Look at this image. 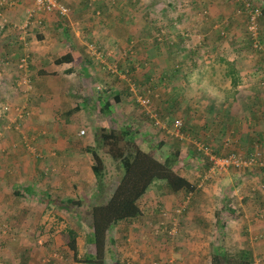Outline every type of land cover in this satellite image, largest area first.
<instances>
[{
    "label": "rangeland",
    "instance_id": "rangeland-1",
    "mask_svg": "<svg viewBox=\"0 0 264 264\" xmlns=\"http://www.w3.org/2000/svg\"><path fill=\"white\" fill-rule=\"evenodd\" d=\"M25 1L26 0H0V17L5 19L2 22L0 21V50L3 49L7 51V48L9 49L8 44L2 40L4 38L2 36L1 28H3V25L5 24L7 25L5 27H8L7 32L10 34L15 35L14 32L19 30L21 34L16 37L18 41L23 42L24 44L29 41L28 46L30 44L31 49L42 51L46 50L45 48H53L52 51H54L55 46H58V42L62 39L61 36H63V34L69 35L72 38V41H77V37L81 39L84 38L83 40L85 43H90V40L97 37L100 38V40H106L110 35L116 34L111 37V40L116 37L123 39L126 42L125 45H112L110 44V40L105 44H100L99 47L96 48V53L104 55L103 58H105L103 62V66L105 67L103 76H106L113 81H119L118 76L122 78L125 77L128 82L124 81L122 84L126 83L127 93L130 89L131 92L129 93L134 95V99L138 101L140 99V102L144 105V100L148 101L149 98L152 108H154L158 114H163V117L169 118L166 122L168 131H170V133L166 134L168 138L164 137L163 134H157V136L166 138L165 148H162L160 152L158 151L161 157L168 154L170 151L178 149L180 151V158H185V161H189V154H193L194 159H192L191 162H193L195 166V171L198 172L197 175L200 174V172L206 173L207 170L210 169V157L227 158L235 156L242 162H247L249 159H254V161H256L254 164L252 163V165H249L248 163L247 167H230L226 172L212 175L209 180H206L209 177L201 178L199 176V179H203L206 182L207 185L204 184V187L206 185L205 188L208 189V193H206L210 196L212 202H218L216 207L209 205L210 210H208L207 205H200V202L203 201L200 195H196L194 198H192V195L191 199H186L184 203L180 198L174 207L169 208V210L165 209L166 213L163 214L165 220L163 221L158 214V217H153L155 215L149 216L150 218H148V221L157 227L156 229L159 230L162 235L164 234L166 236V238L163 236L164 242L167 241L170 243L168 248L164 249V251H168V255H166L163 260L165 262H173L174 264H190V261H192L191 256H194L190 253L192 249L191 247L194 245H200L208 253L206 259L202 260L204 264H212L211 256L215 255L213 254L215 252H220L224 256L228 255L237 258V256L244 251L249 252V255H251V264H264V43L261 44L258 38V44L257 38H253L255 43L248 48H243L244 45L242 42L245 41H239L240 43L237 45V48H241V50H238L237 53L232 51L231 47L235 48L233 46V43L235 42L234 34L229 33L226 30L227 27L225 26H227V23H225V21H227V18L231 19L235 12L238 15L237 11L240 10L234 5L235 2L231 1L229 7L225 8L224 13L223 8H220L219 4H217V7L202 9L199 11V3L202 5V0H149L152 1L151 5L147 4L146 7L142 4H134V0H129L131 3L128 11L129 13L117 15L115 13L121 12L120 9H122L124 2L128 0H123V2H121L122 6L119 7V11L117 9L114 11H109L107 9L101 11L100 8L96 6L93 7L95 3L91 0L87 3V9L85 8L79 13H73V6L70 4L72 1L61 0L70 12L68 11L69 14L67 13V16H61L59 14L53 15L51 23L54 24L56 21H60L59 23H65L64 25L66 29L64 26L58 29L54 25V30H52L48 26V20L46 19L48 16L36 12L34 0H29L30 2L28 5L27 3L25 4ZM250 1L255 3L257 0ZM99 3L100 1L98 0L95 5H98ZM6 10L19 11L14 19L15 22H10L8 14L5 12ZM257 12L258 11H256V13ZM33 15H36V22L34 18H32ZM118 16L121 18L120 21H116ZM40 19H42L44 25L42 30L40 28H35L37 26L39 27L38 22ZM236 22H239V20H236ZM114 23H118L123 28H127V30H113V27L109 25ZM94 24H96L97 27L95 30H90L89 26H93ZM260 24L262 32H264V19H261ZM10 25H13V27L11 28ZM128 25L130 26L128 27ZM156 25H160L159 27L162 29L160 35L153 31ZM170 25L172 27H170ZM232 26L233 24H231L229 30ZM29 27L32 29L31 33ZM45 29L49 30L50 33L48 35L45 34ZM62 29L64 30L61 31ZM221 31L225 33L224 35H226V37L221 36L222 40L219 41L218 37H220L219 35H221ZM239 33L242 36H246V32ZM45 35L49 37L47 41H45ZM161 35H163V37ZM40 36L42 37L38 38ZM177 36H179L178 39L176 38ZM131 38L134 40L141 39L140 41L135 42L136 48H139V50L137 51V55L124 61L126 59L125 53H130L129 51H131L132 48L130 44L127 43ZM156 38L160 39V42L156 43ZM167 41L173 42V44L177 43V45L168 48V46L165 45V42ZM96 46L97 45H94L91 42V45L87 44L85 48L91 50ZM12 50H15V47ZM9 53L10 52H8L7 55L2 53L1 55L5 57V61L0 62V104L2 105L0 113L5 116H0V145L6 146L9 149L8 154L9 152L14 154L24 152V154H27L29 157L34 149L33 144L31 143V138L34 137L35 134L31 133L26 128V122L32 119L33 114L32 112L24 111V107L22 106H16L15 101L16 98H20L19 101L21 104H25L27 108H31V105H33L34 108L38 107L39 102L41 101L45 103V97L42 98V96H40V99L36 102H25V99L27 98L20 97V94H23L21 91L25 89V80L20 78L13 81L11 80L16 77V71L20 73L19 70H21V68L20 66L15 67L16 63H13ZM146 53L150 57H153V59L147 61L144 58ZM140 56H143V58L141 59ZM222 57L225 60H235L238 57L239 59L236 63V67L242 68L240 72L244 73L243 78L240 76L238 78L239 73L236 74V80L239 79L237 81H239L240 86L248 85V87L252 88L249 92L256 91L263 95L258 98L256 104L252 102V99L250 98L251 95L248 94L249 92L246 93L248 96L246 100L247 103L244 104V111L242 112L243 114L249 115V113L254 112V109L258 110L262 115H259L261 121L260 119L256 121V116H251V118L249 116L247 120L244 121L241 120L242 116L240 119V116L237 118L233 117L240 106V103L236 101L234 103L238 108L231 111L233 113L231 116L229 114L225 115V111L229 110L227 109V106L224 108L221 107L222 101H219L217 106L212 104L213 108L211 107L212 110L214 109V112L212 113L218 114L224 112V115L221 116L223 117L222 119L215 118L214 116L209 117L205 115L206 111H204L205 116L203 117L195 116L196 111L194 110L196 109L192 107V104L198 103V98L202 96V93H205V96L207 95L202 98L203 102L207 100L212 101L211 97L216 95L215 87L222 88L227 84L223 77L224 73H222L226 72L227 67L225 68L223 62L219 61V58ZM181 58H183V62H180ZM32 64L31 62H27V67L25 72H23L26 76L22 75L24 78H29L31 74L34 73V70L31 69ZM180 64L183 66H180ZM168 66L174 67L172 72L164 70L168 69ZM126 67H129L134 71V80H131L132 78L130 75H125ZM136 68L140 71H137ZM44 71L52 72V67L49 68V66H47ZM43 81L44 82L40 84L49 85V83H47L48 78H45ZM51 82L54 81L51 80ZM4 83L10 84L9 86H5ZM174 84H176V86L178 85V87L173 90L172 86ZM146 89L151 90L150 95L146 92ZM174 92L175 95L178 93L176 98H179L180 96L182 97L181 110H185L187 106L190 107L187 108L190 109V111H186L190 116L189 126H191V124L196 126L202 133L206 132V136L211 137V139H209L204 145L198 144V141H194L188 133L184 135V130L182 131L181 138L174 136L177 133L174 128L176 115L173 116V111L170 110L168 113H166L167 111L165 112L166 108H164L163 101L164 97L171 99ZM259 94L258 97L260 96ZM143 96H148V98L146 97L143 99ZM236 97L240 99V97ZM47 99L48 98H46V100ZM49 104L50 100L46 102V105ZM50 110L51 109L49 108L48 110L43 111L44 117L48 118L47 124H45L44 121L43 124H37L35 121V124L43 125L41 131L54 133L53 131L57 128L55 124L61 122L62 119H59V121L55 120L56 115L54 116L53 113L50 114ZM120 110L121 109H117L116 111L120 112ZM135 110L138 111L139 114L143 113L138 107H135ZM147 111L150 112L151 109L149 110L147 107ZM99 115L100 114H97L96 117L98 118ZM19 116H22L21 119ZM75 117H78V115ZM207 119H210L209 123L207 125L203 124ZM97 120L102 122L108 128L114 127V125L117 124V119H110V117H99ZM68 121L74 125L79 123H75L72 117L69 118ZM86 124L89 127H95V125L98 126L92 118L89 119ZM139 124L140 122L137 125ZM219 124H223L224 126L223 135H220L219 133ZM203 127L207 129L202 130ZM239 129L243 130L246 134L245 138H247V140L240 142L242 132H240ZM41 131L40 134L43 135ZM155 136H147L145 138L146 145L151 144ZM24 140L26 141L24 143L26 149L23 148L22 144ZM36 140L37 138L33 139V141ZM36 147L39 146L36 144ZM39 150H41V148H39ZM230 152L231 154L229 155ZM213 153H219L220 155H214ZM100 156L106 161L108 171H112L113 168L109 167L110 161H108L101 152ZM31 159L36 160L33 157ZM31 159L29 157L28 166H31L29 163L31 162ZM78 162L79 168L82 166L88 168V163L86 161L79 159ZM186 167L190 169L188 176L192 179L193 176L191 169L193 168L190 164ZM4 170V167L0 168V174ZM79 173V176L76 177V180L79 181L78 184L75 183L73 177V186L70 192L71 197L77 196L79 191H81V187H83L80 185L81 182L87 181L89 185L92 184L93 181L94 183L96 182L95 177H93L91 172L88 174L87 172L86 174L83 172ZM15 174L17 178L19 176L22 177L18 183L15 181L16 179L14 175H11L9 178L7 176H3V178L0 177V202L2 199L1 197H3V191H1L3 190V185H7L10 190V187H12L13 184L20 186L21 183L33 182L36 180V177L39 178L41 176L40 171L34 174L31 170L27 173L20 171V173ZM54 174L55 173L48 170L46 166L43 169V174L40 178H42L44 182L49 183L52 181V176ZM104 180L106 181V179ZM109 185L112 188L115 186V182H109ZM84 191L87 193L89 192L87 189ZM162 191L170 194L166 189H162ZM15 192L19 194L22 191ZM13 193L14 191L11 192V197L13 196ZM52 194H54V197L56 198L61 197L57 191H53ZM18 198L23 197L19 196ZM175 199L176 198L174 197L173 200ZM158 203V200L154 202L152 199L147 208V212L150 211V208L157 206ZM219 204L222 206H219ZM56 205L53 204L52 207L49 206L50 209L47 210V213L42 217H39L36 213V215L31 214L30 218H28L29 213H27L25 216H19L14 222L11 220H2L1 217L6 214H2L3 210L0 209V259L3 258L8 264H16V259L18 258L16 255L21 250V246L30 242L32 244L35 243V256L34 258L20 257L18 260L20 264H80L73 262L72 254L61 241V233L68 228L74 230L79 235L77 240L79 257L84 258L86 254L92 253L93 248L86 243L90 231L87 224L69 213L62 212V210H59ZM32 207L33 208L30 209L35 208L34 205H32ZM45 208L46 206H43L41 210H44ZM178 208H181V210H176ZM218 208L221 209L219 215L221 214L222 217H224L222 211L226 212V215H228V209L232 211V216L231 218L229 216V218L236 221V227H239V230H233V226H228L223 232L220 231L219 228L221 227L217 225V222H225L223 220L224 218L215 220L217 219V216H214L213 223H211L210 227L208 228L207 225L204 227L206 230L205 235L196 236L191 229V225L193 224L191 223L192 216L187 215L193 211V213H204L213 216V212H218ZM15 213L17 214V211ZM229 218L227 219L229 220ZM170 220L174 221L175 225L172 224L171 227L169 225L168 228L167 221ZM39 226H42V230L38 233L35 231L36 233H33L31 236H35L36 239L38 238L36 241L33 239L31 240L30 237L26 235L22 237L24 235L22 231L25 227L35 230V228L38 229ZM183 226L185 227V234H187V231H191L192 234H187L183 239H175V234H170L171 229L173 233H175V229L173 228H176V230L178 229L180 232ZM244 227L246 228V234L241 232ZM121 230L122 227H114L109 232L108 237L116 242L117 246L128 247L131 245V243H129L131 241L128 242L126 239L125 242L124 240L119 241ZM154 230L149 231L147 236H151V238H149L147 242H150L151 239H153L152 235L157 234V231ZM5 239L9 242L4 243L5 246H2V242ZM161 241L162 240L159 242ZM175 242L177 244L178 242L183 244L181 246H176L184 247L186 254L183 255L182 252H179V247H176V250L171 248V245ZM110 245L111 243L108 242V246ZM187 253H190V256L187 255ZM143 256H145V254H141L139 256L140 259H142ZM125 259L129 264H137V260H134L133 258L126 257ZM145 260L147 262L146 264H154L163 261L157 259L153 260L152 257H149V259L145 258ZM1 263L0 260V264ZM107 263H111L109 259L107 260Z\"/></svg>",
    "mask_w": 264,
    "mask_h": 264
},
{
    "label": "trees",
    "instance_id": "trees-1",
    "mask_svg": "<svg viewBox=\"0 0 264 264\" xmlns=\"http://www.w3.org/2000/svg\"><path fill=\"white\" fill-rule=\"evenodd\" d=\"M61 1V0H60ZM203 4L201 5L199 3V11L202 9H209L208 2L206 3V0H202ZM229 4H231V1L235 2V6L239 8L240 11H237L238 15L233 14L231 19L227 18V27L226 30L229 33L234 34V43L233 46L235 48H232V51L234 53H237L238 50H241V48H237V45L240 43L239 41H245L242 42L244 45L243 48H248L252 46L255 43V40L253 38H257V43H264V32H262L261 19H264V4L261 6L260 1L257 0L255 3L251 2L250 0H227ZM134 4H147L152 1H147V3H144L143 0H134ZM264 2V1H263ZM196 5V4H194ZM249 5V7H247ZM65 6V5H64ZM234 6V7H235ZM66 7V6H65ZM67 8V7H66ZM220 8H222L220 6ZM231 8V7H230ZM7 9V8H6ZM195 10V7H194ZM70 12V10H68ZM121 11V9H120ZM253 11H258V15L256 17V21L254 24H256V33L257 35L255 37L252 36L249 27L252 25L251 15L253 14ZM68 12V14H69ZM55 14H59L57 12H53ZM45 14V13H44ZM52 14V13H48ZM68 14L64 15L67 16ZM126 14V13H121ZM1 15V14H0ZM47 15V14H46ZM61 15V14H59ZM63 16V15H61ZM243 16V17H242ZM35 20V16L32 17ZM62 18V17H61ZM60 18V19H61ZM64 19V17H63ZM5 20L3 17H0V21L2 22ZM121 18L118 16V21H120ZM236 20H239V22H236ZM8 22V21H7ZM36 22V20H35ZM60 22V21H59ZM56 21L55 25L56 28L60 29L61 27H65V23H59ZM230 22V23H229ZM9 24V22H8ZM39 27L42 30L43 22L42 19L38 22ZM230 24V25H228ZM233 24L232 28L229 30V27ZM4 27L1 28V32L3 34V38L10 39V37L7 34H10L7 32V26L6 24L3 25ZM130 25H128L129 27ZM160 26V25H159ZM158 25L155 26V31L159 35L162 32V29ZM215 26V25H214ZM12 28L13 25H10ZM9 27V28H10ZM170 27H172L170 25ZM66 29V27H65ZM36 30V29H35ZM54 30V28L52 29ZM62 29L61 31H63ZM30 33L32 32L31 28L29 27ZM40 31V30H37ZM16 35L15 37H18L21 33L19 30L15 31ZM46 32V30H44ZM49 32V31H47ZM53 32V31H51ZM239 32H246V36H242ZM50 33V32H49ZM63 34V33H61ZM218 37V40L221 41L222 37H226L224 35L225 33L221 31ZM7 36V37H6ZM65 36L69 37L67 34H63L61 38H64ZM163 37V35H161ZM42 36L38 37L41 38ZM223 37V38H224ZM177 39L179 36L176 37ZM259 38V41H258ZM134 40L131 38L127 43L130 44L131 51L130 53L126 54V61L127 59H130L137 55V51L139 48H136L135 42L140 41ZM61 43V40H59ZM156 43L160 42V39L156 38ZM15 50H12L9 53L10 58L13 60V63H16L15 67L21 66L23 63L26 62H34L36 65L34 73L31 74L29 78H24L22 75H24L23 72H25V67L21 68L20 73L16 71V77L14 79H11L12 81L20 78L22 80H25L24 86L25 89L21 91L23 93L20 94L21 98H27L26 101H33L36 102V96L37 94V87L42 88V82L45 80V78H48V80H52L56 73L49 74L47 71L45 72V67L50 65L55 66H69L71 72L74 73L76 77H79L83 74V66L85 63V57L80 52V50L70 47H62L57 53L56 56H53L52 54H43L44 56H38L37 54L31 53L28 49H25V44L23 42L17 41L15 42ZM139 43V42H138ZM168 46V48H171L172 46H176V44H173V42H165ZM93 44V43H92ZM212 45V44H211ZM246 46V47H245ZM15 54V55H14ZM102 58L104 55H100ZM141 59L143 56H140ZM139 57V58H140ZM144 58L148 60H152L153 57H150L145 54ZM2 61H5V57L1 58ZM238 57L235 60H225L222 58H219V61L223 62L226 72L228 75H230L231 78V84H233L234 87L238 86L240 83L239 79L236 80V74L240 72L242 68L236 67V63L238 62ZM183 62V58H181V61ZM12 63V64H13ZM33 63V64H34ZM14 65V64H13ZM180 66H183L180 64ZM241 67V66H240ZM168 69H164L167 72H172L174 69L173 66H168ZM32 69V68H31ZM23 70V71H22ZM137 71H140L138 68H136ZM176 70V69H175ZM26 76V75H24ZM164 76V75H163ZM174 77V74H173ZM131 80H134L135 77L131 76ZM165 78V77H164ZM239 78V74H238ZM12 83V82H11ZM5 86H9L10 83H4ZM14 84V83H13ZM168 86V85H167ZM178 85L174 84L172 86V89H176ZM167 88V87H166ZM102 91V90H101ZM146 92L150 95L151 90L146 89ZM82 92L79 91L75 94H69L67 95V103H65V106L67 109L65 111H55L53 112V115H56L55 120L59 121V119H62L61 122H57L56 129L57 134L62 137H67L69 135H72L71 131L75 130L76 138L70 139V142L78 146L80 144H85V142L89 141V146H86V151L89 153V155L92 158V166L91 171L92 174L95 177L96 182L94 183V190H89L88 193L82 192L78 193L77 196L71 197L68 199H62L59 200L56 207L61 209L63 212L69 213L70 215L77 217L82 222H85L89 228V233L86 239V243L93 248V252L86 254L84 258L79 257V248H78V238L79 235L74 230L68 228L65 231L61 233V241L63 242L64 246L67 247L68 251L72 254L73 262L80 263V264H129L126 259L120 258L121 262H118V260L114 259L115 251L112 246H108V242H111V245L113 244V240H111L109 236V232L117 226H127L132 224L133 221L136 219L143 217L145 215V211L147 212L148 209H144V207L141 205V200L143 199L146 192L152 188L157 187L156 189L159 190L158 195L163 196L164 192L162 189H166L168 193L171 194H182L181 200L183 203L186 199H191L193 193L195 192V187L192 186L185 178L186 166L190 164V166L195 170V166L193 164L192 159H194L193 154H189V161H185V158H180V151L176 149L175 151H170L168 154L163 155L162 157L159 155L158 151L162 148H165V142L167 137L166 134L170 133L167 128V121L169 118L163 117V114L160 115L152 108V104L149 101L148 96H143V99L146 97L148 98V101H145V105L136 99L133 102V106L127 110H123L118 115L115 114L114 107L116 104L120 103V95L116 91L111 92V89H107L105 92L101 95H98L95 98L89 95L88 97H84ZM145 93V91H144ZM128 94V93H127ZM178 93H176L177 95ZM144 95V94H143ZM175 92L173 93V97L171 99L164 97V108H166L165 112L168 113L169 110L173 111V116L176 115L175 121L180 122V126L175 129L177 132L175 137L181 138L182 131L184 130V135L188 133V135L194 140L198 141V144H205L209 139H211L210 136H206L205 133H202L200 129L194 125L191 124L189 126V119L190 116L186 111H190V107H186L185 110H181V96L179 98H176ZM142 97V96H141ZM20 98H16V106L24 107V111L32 112L33 105H31V108H27L25 104H21L19 101ZM40 99V98H39ZM38 99V100H39ZM37 100V101H38ZM19 101V104H18ZM69 102L72 104L73 108L69 107ZM95 102V104L93 103ZM90 105L92 109L89 110L91 112V118L94 116V121L98 124V126L95 125V127H89L86 122H84L82 119H80V111L83 110L80 108V105ZM98 104V105H96ZM163 104V103H162ZM64 106V107H65ZM180 106V107H179ZM21 107V108H22ZM135 107H138L143 111L142 114H139L138 111L135 110ZM147 107L151 111H147ZM98 108V110L96 109ZM92 110V111H91ZM98 111V112H97ZM213 112V110H212ZM161 113V112H160ZM97 114H100L99 117H112L113 119H117L116 127L108 128L106 127L102 122H99L96 117ZM78 115V117H75ZM73 117L74 122H79L77 124H73L70 121H68L69 118ZM54 118V117H53ZM223 117L219 116V119H222ZM142 120V121H140ZM140 122L139 125H137ZM183 123V124H182ZM221 124V123H220ZM218 126L219 133L223 135L224 133V126L223 124ZM183 126V129H182ZM75 128V129H74ZM207 128L203 127L202 130H206ZM82 133V134H81ZM157 134H163L164 137L157 136ZM156 135L154 140L151 144L146 145L145 138L147 136ZM73 136V135H72ZM84 136V137H82ZM29 138V137H28ZM158 138V139H157ZM168 138V137H167ZM30 139V138H29ZM26 140V139H25ZM22 142L23 148L26 149L24 143ZM31 143L33 144V151L31 153V157L35 158L38 163L44 162V155L42 156V151L39 150L40 147H36V141H33L31 139ZM194 148V147H193ZM35 150V151H34ZM199 150V149H198ZM37 152V153H36ZM100 152L104 154V157L110 161L109 167L113 168L112 171H108V168L106 167V161L102 159L100 156ZM2 154V155H1ZM58 154V153H57ZM214 155H218L219 153H213ZM231 152L229 153V155ZM0 164H4V156L6 155L2 151L0 152ZM220 158V157H217ZM182 159V161H181ZM207 170V169H206ZM209 170H207L206 173L200 172L198 174V177L201 178H207L206 180L211 179V175L208 174ZM44 177V176H43ZM106 179V181L104 180ZM203 184H206V182L203 179H200ZM108 181V182H107ZM112 181L115 182L114 187H110L109 182L112 183ZM21 190L23 191L25 188L21 187ZM34 186L27 187L25 191H23L22 194H17L22 197H24V194L29 193L30 196H33L32 198H39L42 199V196L39 197L38 193H33ZM15 192V191H14ZM82 194V195H81ZM50 198H48L49 200ZM38 202V200H37ZM46 202V201H45ZM65 203V204H64ZM40 204V203H39ZM38 204V206H39ZM46 208L49 207V202H46ZM160 203H158L157 206L150 208L148 214L151 212V214H158L161 216L162 221L165 220L163 214L166 213L165 208ZM176 210H181V208H178ZM183 210V209H182ZM227 218H231L232 211L228 209L227 212ZM182 215V213H181ZM180 215V216H181ZM179 216V217H180ZM229 218V220H231ZM168 228L169 225H175L174 221H167ZM221 222H219V226L221 227ZM154 226V225H152ZM155 229V230H154ZM175 229V239H177V235L179 233V230ZM42 230V226H39L38 229H35L32 231L33 233H37ZM152 230L157 231V234H155V237L160 238V231L154 227ZM164 235V234H163ZM39 237V236H38ZM30 239L36 241V237H30ZM9 242L7 239L3 240L2 246H5L4 243ZM8 244V243H7ZM6 244V245H7ZM23 258L24 254H21ZM226 256V257H225ZM222 255L220 252L216 253L212 256V264H251V255H249V252H241L237 258L230 257L228 255ZM110 260L111 263H107V260ZM1 264H8L6 260H3V258L0 259ZM9 261V260H8ZM135 264V263H133ZM154 264H174L173 262H158Z\"/></svg>",
    "mask_w": 264,
    "mask_h": 264
},
{
    "label": "crops",
    "instance_id": "crops-1",
    "mask_svg": "<svg viewBox=\"0 0 264 264\" xmlns=\"http://www.w3.org/2000/svg\"><path fill=\"white\" fill-rule=\"evenodd\" d=\"M66 1H72L70 4L73 6V13H79L80 11H82L83 9H87L88 5L87 3L91 0H66ZM98 0H92L93 3H97ZM100 3L98 5H93L100 8L101 11H105L104 9H107L109 11H114L115 9H117L119 11V7L122 6L123 0H99ZM264 0L260 1L261 5L263 6ZM29 0L25 1V4L29 3ZM144 3H147V1L143 0ZM208 2V6L211 8L213 7H217V4H219L222 8H223V12L225 13V8L229 7V3L227 0H206V3ZM63 4V2H62ZM149 5H151V2L147 3ZM147 4H145V7L147 6ZM64 5V4H63ZM130 1H126L123 4V7L121 9V12L115 13V14H121V13H126L128 14L129 9H130ZM141 5V4H140ZM142 5L144 6V4L142 3ZM8 14V18L10 19V22H15L14 19L16 18L17 14L19 11L16 10H6L5 11ZM53 15H56L55 13L52 14H47L46 16H48L46 19L48 20V26L50 29H53V24L51 23V18ZM116 21H118V18L116 19ZM109 26L113 27V30H117V31H123V30H127V28H123L121 25H119L118 23H114V24H110ZM97 27L96 24H94L93 26H89V29L92 30ZM35 28H38L35 27ZM32 30V29H31ZM46 30V29H45ZM49 30H46L45 34H49V32H47ZM15 34V32H14ZM123 34V33H120ZM10 39H7L4 37V39H2L4 42H6L9 46V49L7 48V51L1 49L0 50V62H2L1 58L3 57L1 54L5 53V55H7L8 52H11L12 49L15 47V42H17L18 40L16 39L15 35L13 34H7ZM116 34H112L110 35L109 38H107L106 40H100V38H95L93 40H90V43H85V41L81 38L77 37V41H72V38L69 36H65L64 38L61 39V43L60 41L58 42V46H55L54 51H52L53 48L47 49L46 50H38V49H31V45L29 44L28 46V42L25 44V48L29 49V51L34 54H37L38 56L43 57V54H52L53 56H56L58 51L60 49H62V47H70V48H75L80 50V52H82V54L85 57V63L83 66V74L79 77H76L74 75L73 72H71L69 66H55V65H50L49 68L52 67V72H48L49 74H53L56 73V76L52 79L54 82H51V80H48L47 83H49V85H42V88L37 87V96H36V100L37 101L39 99L40 96L45 97V103H43L42 101L39 102L38 107H34L32 109V114L33 117L32 119L28 120L26 122V128L31 132L34 133L35 136L32 137L31 139H35L36 140V144L41 148L42 150V156L44 157V162H40L38 163L37 160L31 159L32 157H30L31 162L30 165L28 166V155L24 154V152H18V153H10L8 154L9 149L6 146H2L0 145V150L5 153L6 155L4 156V164H0V168H5L4 171L1 172L0 177L3 178V176H7L8 178L11 177V175L15 176V181L18 183L22 177L19 176L18 178L16 177L15 173H20V171H23L24 173L29 172L30 170L36 174L37 172L40 171L41 176L43 174V169L47 166V169L54 172L55 174L52 176V181L48 182H44L42 180V178H37L36 180H34L33 182H28V183H21L20 186L23 188H27V187H32L34 186V191L33 193H38L39 197L42 196V199L39 198H32L33 196H30L29 193H25L23 198H18L20 195H17L16 192L13 193V196L11 197V192L13 191H22L20 186H16V184H13L12 187L9 188L7 187V185H3V197H1V202H0V209L3 210L2 214H6L3 215V217H1V219H5V220H11L12 222L16 221V219H18L19 216H25L27 213H29L28 218H30L31 214H34L42 217L44 216L47 212V210H49L50 208L47 207L44 210H41V208L43 206H46V202H49V206L52 207V205L58 204L59 200L62 199H68L71 198L70 192L73 186L72 180L73 177L75 179V183L78 184V180H76V177L79 176V172H83L86 174L91 172V166H92V161H91V156L89 155V153L85 150L86 146H89V141L87 140L85 142V144H80L78 146L73 145L70 142V139H74L76 138V134H75V130H72L71 133L72 135L69 136H59L57 134V129H55L53 132H45V131H41V128H43V125H36L35 121L37 124H43V121L45 124L48 123V118L44 117L43 115V111L48 110L49 108L50 110V114H52L55 111H65L66 106L65 103H67V95L69 94H75L79 91H81L82 95L84 97H88L89 95L92 97V95H94L92 98L97 97L98 95H101L103 93V91L105 92L107 89H111V92H115L117 91L118 94L120 95V103L116 104L114 107V111H116L117 109H121V111L123 110H127L129 108H131L133 106V102H134V95L129 93L131 92L130 89L128 90V94H127V85L122 84L125 82H128L126 80L125 77H120L118 76L119 81H113L111 79H109L106 76H103V71L105 70V67L103 66V62L105 60V58H102L100 56V53H96V48L99 47L100 44H105L108 41L111 40L112 36H115ZM3 36V34H2ZM46 36V35H45ZM7 37V36H6ZM49 39L48 36H46L45 41H47ZM87 40V39H86ZM88 41V40H87ZM91 42L94 45H97L94 49H86L85 46L87 44L91 45ZM130 42V41H129ZM44 43V41H43ZM46 43V42H45ZM110 44L112 45H119V46H123L126 44V42L123 39H119V38H115L113 40H111ZM46 46V44H45ZM50 52H49V51ZM4 55V56H5ZM34 62H31V64ZM32 69L35 71L36 65L32 64ZM126 73L125 75L128 76H133L134 75V71L129 68L126 67ZM129 68V69H128ZM131 71V72H130ZM224 73L223 77L225 78V82L227 84H225L222 88L219 87H215L216 89V95L214 97H211V100H207L205 102L202 101V98L206 97L205 93H202V96L198 98V103H194L192 104V107L195 108L196 111L195 116H214L215 118H219V116L221 117L222 115H224V112H220L218 114L216 113H212V109L213 108L212 104L214 105H218L219 101H222L221 107L224 108L225 106H227V109L229 111H225V115L229 114L230 116L233 114L231 111L235 110L238 108V106L234 103L235 101L240 103L239 109L237 111V113L235 115H233V117H239V119L241 118L242 121L247 120V118L250 116H256L255 120L258 121L260 119L261 121V117L262 116L260 113L258 112V110L254 109L253 113H249L248 114H243L242 112L244 111L243 107L244 104L247 103V98L248 96L246 95V93H248L249 91L252 90V88L248 87V85H241L240 84L236 87H234L231 84V78L230 75H228V73L226 72H222ZM243 73L244 72H239V76L243 78ZM117 77V76H116ZM102 90V91H101ZM50 94V96H49ZM248 94L251 95V99L252 102L256 103V101H258V98L262 97V94H259V92H249ZM258 94L260 95L258 97ZM48 95V96H47ZM240 97V99H238L236 96ZM246 95V96H245ZM236 97V98H235ZM46 98H48L46 100ZM96 99V98H95ZM182 99V97H181ZM50 100V104L46 105V102ZM138 101V100H137ZM183 101V100H182ZM16 102V101H15ZM95 104V102H93ZM182 104V102H181ZM98 105V104H96ZM65 106V107H64ZM2 107V105L0 104V108ZM69 107H71V109L73 108L72 104L69 102ZM80 108L83 109L80 111V119H82L84 122L88 123V120L91 117V112H89L90 109H92V107L90 105H85L82 104L80 105ZM98 110V108H96ZM53 110V112H52ZM220 110V109H219ZM92 111V110H91ZM204 111H206V114L204 115ZM98 112V111H97ZM116 111V115H118V113ZM214 112V109H213ZM217 116H216V115ZM260 115V116H259ZM0 116L1 115L0 113ZM5 117V116H3ZM73 118V117H72ZM94 118V116H93ZM92 118V119H93ZM110 119H113L112 117H110ZM210 119H207L206 122H204L203 124H208ZM230 124V123H227ZM38 128H39V132H38ZM237 130V129H236ZM240 130V129H239ZM40 131L43 135L40 134ZM240 132H242V136L240 139V142L247 140V138H245V133L243 132V130H240ZM221 135V134H220ZM11 139V138H10ZM5 144V142H4ZM58 153V154H57ZM8 154V155H7ZM2 155V154H1ZM0 155V156H1ZM220 155V154H219ZM218 155V156H219ZM28 158V159H27ZM7 159V160H6ZM84 160L88 163V168L82 166L81 168L78 167L79 162L78 160ZM34 160V161H32ZM33 163V164H32ZM2 166V167H1ZM30 169V170H29ZM37 170V171H36ZM192 170V176L193 178H189L188 174L190 169L188 167H186V171L187 173L185 174V178L186 180L195 187V192L193 193V197L196 195H200L203 199V201L200 202V205H207L208 206V210H210L209 205L211 206H217L218 202H212V199H210V196L207 195L208 193V189L204 187V184L201 182V180L199 179L198 175H197V171ZM93 175V174H92ZM34 176V175H33ZM26 177V175H25ZM94 177V175H93ZM32 179V178H30ZM27 184V185H24ZM47 184V185H45ZM81 186V191H79V193L85 192L84 190H94V181L92 182V184H88L87 181H83L80 183ZM85 188V189H84ZM157 188V187H156ZM155 187L150 188L146 194L144 195L143 199L141 200V205L144 206V209L146 210L150 203L151 200L153 199L154 202H156V200L159 201V203L166 209L169 210V208L174 207L175 204L178 203V200L181 198L182 194H167L164 193L163 196H159V188L156 189ZM25 189L23 191H25ZM22 191V192H23ZM53 191H57V193L59 195H61L60 198H56L54 197V194H52ZM22 192L20 194H22ZM207 192V193H206ZM19 193V192H18ZM82 195V194H81ZM176 198L175 200H173V198ZM48 198H50L48 200ZM38 200V202H37ZM46 201V202H45ZM40 203V204H39ZM34 205V209H30L33 208L32 205ZM39 204V206H38ZM219 206H222L221 204H219ZM153 208V207H152ZM223 208V207H222ZM17 211V214L15 213ZM22 212V213H21ZM63 212V211H62ZM221 212V209L218 208V212H213V216L211 215H206L204 213H193V211H191V213H189L187 216L191 215L192 219H191V223H193L191 225V229L192 232H194L199 236H204L206 233V230L204 229V227L207 225L208 228L210 227L211 223H213V217L217 216V219L215 220H220L221 218H224L223 220L225 222H221L218 221L217 225H219V222H221V228H219L220 231L223 232L224 229H226L228 226H233V230L237 229L239 230V227H236V221L233 220H228L227 219V215L226 212L222 211V215L224 217L221 216V214L219 215V213ZM66 213V212H64ZM155 215V216H153ZM149 216H153V217H158L157 214H151V212L148 214V212L145 211V215L143 217H140L138 219H136L135 221L132 222V224L130 225H123V226H119L122 227V230L120 232V238L119 241L124 240L125 239L131 243L130 246L128 247H119L116 245V242L113 241V244L110 246H114V251H115V255H114V259L118 260V262H121L120 258L125 259L127 258H133L134 260H137V264H146V260L145 258L152 257L153 260L157 259V260H163V258H165L168 251H164L165 248H168V245H170V243H168L167 241L164 242V238L162 233L160 234V238L155 237V235H152V238L150 242H147V240L149 238H151V236H147L149 231H153L152 229L155 226H152L153 224L150 223L148 221V218H150ZM186 216V217H187ZM157 228V227H156ZM36 229V228H35ZM32 230L31 228L25 227V229H23V233L24 235L22 237H24L25 235L28 237L32 236ZM21 232V231H20ZM244 234H246V228L244 227V229L241 231ZM187 234H192L191 231H187ZM187 234H185V227L183 226L181 231L178 233V238L183 239L184 236H187ZM112 240V239H111ZM160 240H162L161 242H159ZM34 242V241H33ZM111 243V242H110ZM138 244V245H137ZM35 243L32 244L30 242L25 243V245L21 246V250L17 253V259H16V264H20L19 263V259L20 256H22L21 254H24L23 257L25 258H34L35 256ZM176 245H183L181 242L178 244L175 242L173 243L171 246V248L173 250H176ZM191 251L190 253L194 256H191V260L190 264H204L202 262V260L206 259V255H208V253L200 246V245H194L193 247H191ZM218 248V247H217ZM187 251V250H186ZM158 252V254H157ZM179 252H182L183 255L186 254L185 252V248L184 247H179ZM190 253H187V255L190 256ZM217 252L213 253L216 254ZM141 254H145V256H143L142 259H140V255ZM212 257V256H211ZM164 261V260H163ZM212 261V260H211ZM162 262V261H160ZM22 264V263H21ZM33 264V263H31Z\"/></svg>",
    "mask_w": 264,
    "mask_h": 264
},
{
    "label": "built area",
    "instance_id": "built-area-1",
    "mask_svg": "<svg viewBox=\"0 0 264 264\" xmlns=\"http://www.w3.org/2000/svg\"><path fill=\"white\" fill-rule=\"evenodd\" d=\"M34 7L36 8V12H40V13H53V12H57L61 15H66L68 13V9L61 3L60 0H34ZM247 7H249V5H247ZM259 13L256 11H253V14L251 15V20H252V25L249 27V30L252 34L253 37H255L257 35L256 33V17ZM36 15H33L32 17H34ZM26 66V62L23 63L20 68H24ZM26 68V67H25ZM22 116H19V118L21 119ZM180 126V122L176 121L174 123V128L177 129ZM82 134V133H81ZM177 134V133H176ZM210 162H211V167L209 169L208 174L209 175H215V174H221L223 172H226L230 167H247L248 163L249 165H252V163L254 164L256 161H254V159H249V161L247 162H242L238 157L235 156H230L227 158H213L210 157Z\"/></svg>",
    "mask_w": 264,
    "mask_h": 264
},
{
    "label": "clouds",
    "instance_id": "clouds-1",
    "mask_svg": "<svg viewBox=\"0 0 264 264\" xmlns=\"http://www.w3.org/2000/svg\"><path fill=\"white\" fill-rule=\"evenodd\" d=\"M62 3V2H61ZM178 211H180V210H178ZM170 234H172V235H174V233L172 232V229H171V231H170ZM164 236V238H166V236L165 235H163ZM168 238V237H167Z\"/></svg>",
    "mask_w": 264,
    "mask_h": 264
}]
</instances>
